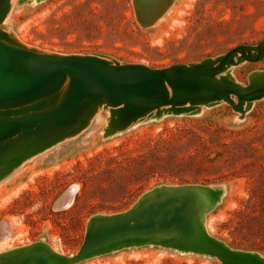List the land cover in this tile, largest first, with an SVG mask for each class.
<instances>
[{
  "label": "rangeland",
  "instance_id": "rangeland-1",
  "mask_svg": "<svg viewBox=\"0 0 264 264\" xmlns=\"http://www.w3.org/2000/svg\"><path fill=\"white\" fill-rule=\"evenodd\" d=\"M163 1L148 5V18L154 23L144 26L133 0H10L1 28L8 42L29 49L95 54L153 69L216 59L238 46L264 41V0ZM164 5L173 9L153 20ZM221 77L264 85V55L258 61L230 65ZM63 90L53 98L54 104ZM187 108L191 114L162 112L151 117L152 111L115 133L110 111L103 105L72 136L20 164H4L0 260L32 250L48 252L51 264H73L72 255L84 243L91 216L125 211L158 185L177 190L182 184L224 183L220 202L194 221L195 230L189 227L188 234L173 243L210 252L225 248L220 239L231 248L259 251L244 255L263 264L264 220L251 217L264 216V98L246 104L244 114L224 101L200 110L198 105ZM72 186L74 194L62 202L64 207H57ZM118 242L99 252L127 243ZM74 264L222 262L216 256L150 243Z\"/></svg>",
  "mask_w": 264,
  "mask_h": 264
},
{
  "label": "water",
  "instance_id": "water-1",
  "mask_svg": "<svg viewBox=\"0 0 264 264\" xmlns=\"http://www.w3.org/2000/svg\"><path fill=\"white\" fill-rule=\"evenodd\" d=\"M9 1L0 0V169L4 164H20L72 136L103 105L110 111L116 133L148 118L152 111L151 117L162 112L191 114L188 106L198 105L200 110L202 105L224 101L244 114L246 104L264 98V85H244L221 77L232 64L261 59L264 41L238 46L216 59L161 69L119 64L95 54L42 52L7 41L1 26ZM133 1L138 21L144 26L153 24L148 18L153 0ZM63 87L54 104L53 98ZM165 186L147 190L125 211L91 216L84 243L72 255L74 263L124 246L154 243L216 256L222 264H257L244 253L259 251L231 248L220 239L230 253L180 248L173 243L188 234L189 218L196 221L220 202L224 183L182 184L176 185L177 190ZM74 190L70 187L56 206L64 207L62 202ZM115 241L127 243L99 252ZM51 260L48 252L26 250L0 264H51Z\"/></svg>",
  "mask_w": 264,
  "mask_h": 264
},
{
  "label": "bare ground",
  "instance_id": "bare-ground-1",
  "mask_svg": "<svg viewBox=\"0 0 264 264\" xmlns=\"http://www.w3.org/2000/svg\"><path fill=\"white\" fill-rule=\"evenodd\" d=\"M161 1V0H160ZM163 1V0H162ZM165 1H167V0H165ZM165 1H163V2H165ZM160 4V3H159ZM162 4V3H161ZM160 4V5H161ZM171 4V3H170ZM169 4V5H170ZM173 5V4H172ZM168 5H164L157 13H156V15L154 16V18H153V20H156V19H159L160 17H164L167 13H169L172 9H173V6H171V7H169V8H166ZM11 7H12V5H11ZM13 8V7H12ZM11 9V8H10ZM167 9V10H166ZM12 10V9H11ZM10 10V11H11ZM165 10H166V13L165 14H163L164 12H165ZM6 14V13H5ZM10 14V13H9ZM163 14V15H162ZM6 16H8V14L6 15ZM10 17V16H9ZM5 18V17H4ZM6 19H8V18H6ZM10 19V18H9ZM23 47H25V46H23ZM27 48V47H26ZM29 49V48H28ZM37 51H41V50H37ZM42 52H45V51H42ZM85 122V121H84ZM87 125H88V123H87ZM160 197V199L163 197V196H159ZM158 197V198H159ZM189 225H188V228L190 229V230H195V227H194V222H193V220L191 219V218H189ZM187 228V229H188ZM221 250H224L225 248H223V247H221V246H218ZM226 252H228V253H230L228 250H226ZM263 264H264V261H261Z\"/></svg>",
  "mask_w": 264,
  "mask_h": 264
},
{
  "label": "trees",
  "instance_id": "trees-1",
  "mask_svg": "<svg viewBox=\"0 0 264 264\" xmlns=\"http://www.w3.org/2000/svg\"><path fill=\"white\" fill-rule=\"evenodd\" d=\"M261 204H263V202ZM251 220H255V221L264 220V216H261V215L260 216H253V217H251ZM262 232L264 234V230Z\"/></svg>",
  "mask_w": 264,
  "mask_h": 264
}]
</instances>
